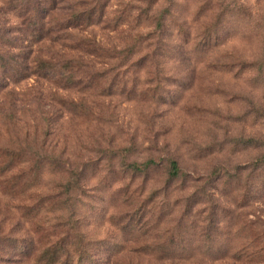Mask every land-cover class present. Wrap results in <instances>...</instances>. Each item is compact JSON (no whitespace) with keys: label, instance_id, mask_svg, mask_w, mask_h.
Segmentation results:
<instances>
[{"label":"rangeland","instance_id":"1","mask_svg":"<svg viewBox=\"0 0 264 264\" xmlns=\"http://www.w3.org/2000/svg\"><path fill=\"white\" fill-rule=\"evenodd\" d=\"M146 1L57 0L102 9L32 45L0 0V53L26 69L1 88L0 147L25 151L14 172L30 184L12 195L0 177V264H37L62 239L67 264H264L250 256L264 248V0H158L157 38ZM36 58L104 76L64 87Z\"/></svg>","mask_w":264,"mask_h":264},{"label":"trees","instance_id":"2","mask_svg":"<svg viewBox=\"0 0 264 264\" xmlns=\"http://www.w3.org/2000/svg\"><path fill=\"white\" fill-rule=\"evenodd\" d=\"M56 1L50 0L51 5L44 6V0H7L5 5L10 7L12 14L18 19V27L19 31L28 34L29 43L32 45H40V43L49 41L50 43L65 42L70 38V31H85L88 26L92 24V22L99 16V11L102 7L98 8V12L96 10H87L83 12H65L62 10L56 9ZM158 0H147V6L143 7L139 10L137 15L138 19L143 17L146 20H151L154 24V31L150 33V37L157 38L161 35L163 23L165 20V15H169V9L164 8L158 14H152L153 7L157 4ZM48 3V4H50ZM9 10V9H8ZM3 32V31H0ZM184 33V32H183ZM0 38V45L11 46L12 43L6 38ZM71 40V39H70ZM70 49H86V54H91L90 43L85 39H75V42H72ZM78 51V50H77ZM84 52V53H85ZM9 56H4L0 53V91L1 88H4L5 85L10 81H16L18 77L21 75L22 71L26 69L21 67L11 68L7 58ZM34 65L32 66L33 73H36L38 76L45 79H57V84L62 85L64 87H81L91 88L92 84L95 85L96 78H101L100 76L103 73L93 74L89 77H78L77 73L80 70V65L78 63L72 61H66L62 63L52 62L51 60H44L41 58H36L33 61ZM21 69V72H20ZM97 84L95 85V87ZM64 102V101H62ZM68 105H72L73 108L82 109V104L80 103H66ZM24 150H15L12 148H1L0 147V177L3 179L1 184L4 185L5 191H8L12 195L20 194L18 192V188L16 184H24V188L30 185L28 180H24V175H20L22 170L16 174L14 170L20 164L17 160L21 159L24 155ZM156 163L152 160L146 161L141 166L133 165L132 169L134 171H143L147 170L152 166H155ZM178 165L176 161L170 162V176L177 177L178 176ZM15 184V186H14ZM64 241L62 239L61 242L51 244L47 248L43 249L36 261L37 264H67V262H60V257L62 255V248H64ZM263 242V239L258 236L253 240V243ZM251 257L263 258L264 259V248L259 247L255 248L250 253Z\"/></svg>","mask_w":264,"mask_h":264}]
</instances>
